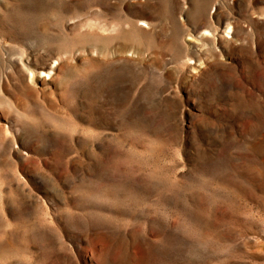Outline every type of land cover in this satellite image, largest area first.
Here are the masks:
<instances>
[{"label":"rangeland","instance_id":"obj_1","mask_svg":"<svg viewBox=\"0 0 264 264\" xmlns=\"http://www.w3.org/2000/svg\"><path fill=\"white\" fill-rule=\"evenodd\" d=\"M0 264H264V0H0Z\"/></svg>","mask_w":264,"mask_h":264}]
</instances>
